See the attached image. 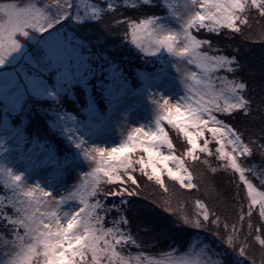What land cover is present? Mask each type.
Instances as JSON below:
<instances>
[{"label": "snow or ice", "instance_id": "snow-or-ice-1", "mask_svg": "<svg viewBox=\"0 0 264 264\" xmlns=\"http://www.w3.org/2000/svg\"><path fill=\"white\" fill-rule=\"evenodd\" d=\"M84 7L86 15H81L79 6L74 12L73 0H52L50 4L43 6H40L36 0H10L8 3H0V102H2L5 129L9 128L10 114L20 117L16 127L11 130L19 136V142H23L30 159H34L46 170V176L53 184L59 182L66 171L75 167L81 152L85 159L97 158L91 150H85V145L88 143L85 136L89 135L93 127H103L110 120L117 105L123 104L129 93L134 92L129 87L128 81L120 79V74L113 71L116 65L112 61L116 58L110 57L104 48L103 32L92 34L95 25L90 23L89 17L98 21L102 9L91 5V12L88 13L89 5L85 4ZM250 8L257 9L259 15L264 17V0H190L188 14L186 17H181L182 27L179 31L159 22L157 16H152L139 23L132 22V41L146 55H156L161 52L162 48H166L169 54L181 58L176 65L178 79L184 84L185 91L191 95L183 97L185 103L178 100L176 105H170L166 98L163 104L159 99H154L155 123L158 131L145 132L142 128H137L135 131L142 135L130 136L133 141L131 147L121 145L112 147L110 150L103 147L96 148L95 151L99 153L103 167L93 169L91 172L80 173L83 179L73 185L65 195H61L59 201H56V197L45 188L37 186L38 191L43 194L38 204L45 207L49 205V201L44 197L49 196H52V201L56 202L57 206L65 200L79 201L80 206L76 212L63 213L64 217H72L67 220V227L61 226V214L58 211L41 213L31 200L26 202L21 200L22 206L17 208V212L22 215H18L17 219H12L10 216L5 217L15 227V240L12 241V248L4 251L0 264H39L38 247L41 245L44 249V264H87V262H78L75 258L83 257L88 250H91L93 254V264H99L98 256L101 253H110L108 264H112V259L118 257L119 254L114 250L113 241L106 239V236L111 235L117 243L121 240H131L135 244L136 241L131 236H125L120 230L112 228L105 230L103 227H97L104 219L100 209L107 211L115 208L118 213L130 214V219L121 216V220L125 224L134 221L137 227L143 226L147 233H150L154 227L158 228L159 222L151 219L147 214V208L151 204L134 199L140 195V190L136 186V178L129 169L138 163L139 171L148 175L150 180L154 178L160 185L164 184L162 176L166 171L169 177L179 181L184 188L195 187L191 174L187 178L181 174L187 171L181 157L175 153L163 154L159 150L162 144H167L169 150L173 148L164 129L159 127L161 119L167 120L169 124L185 134L191 145L187 155L193 154L197 149L202 152L210 151L207 140L202 146L198 143V138L203 137L206 131H210L213 138L220 144L217 150L220 156L229 161L231 168L239 173V180L247 186V195L250 198L248 213L251 214L253 205H258L259 214L264 217V191L258 190L253 185L245 175V169L233 155L234 152L251 155V149L232 127L213 114V112L231 114L233 109L241 110L248 116H252L255 112L260 117V132L264 134V96L253 109L243 94L249 84L235 79L229 80L222 75L215 79L227 85L226 90L230 94V100L225 99L224 103L220 104L218 99L224 90L217 92L212 89L209 81L213 78L209 74L217 71L234 72L232 66L238 63L237 58L229 55L209 56L208 52H201V45L211 47V44L208 40L197 38L192 33V29L198 26L216 33L221 32L224 27L236 33H242L244 29L240 25L248 23L244 15ZM141 34L155 38L154 42L149 40L148 45L145 46V43L139 39ZM261 45V55H264V40H261ZM93 49L95 52L92 51ZM101 52L103 57L98 55ZM93 59L102 61L99 65V73L97 67L89 63ZM182 62L194 65L200 71H192L187 66L181 69L179 64ZM103 63L109 64L108 71L111 75L107 77L103 74L105 71ZM161 75L159 72H145L143 78L148 84L156 83L157 86H162L168 78L163 74V79L157 81V77ZM259 76L258 87L264 94V61H261ZM93 78L94 84L89 82ZM251 79L255 83V76ZM76 84L82 86L83 96H78L74 105L76 103L82 105V114L85 118L78 119L72 116L74 126L60 129V134L66 137L69 145L74 144V148L60 155L56 146L47 137L23 134L21 124L29 112L37 119L46 116V110L41 101L48 97L62 100L63 94L70 91L75 96L76 93L72 91V87ZM201 84L207 88L203 96L197 91V86ZM93 88L95 95L92 94ZM29 100H34L35 103L26 110L24 105ZM205 114L208 117L207 120L204 119ZM209 124L213 126L209 128ZM52 127H58V125L54 124ZM190 128L194 131H189ZM82 129L85 131L82 132ZM92 135L95 133L93 132ZM147 142H152V146H146ZM4 143L5 140L0 139V146ZM225 143L233 146L232 152L225 150ZM137 146L147 153V159L141 157L139 161H133L126 155ZM260 147L264 148V144ZM171 161L176 162L175 169L170 166ZM261 163H264V153H261ZM121 168L127 173L131 183L104 192L99 187V181L102 179L99 173L104 172L109 180L120 182L123 180L119 172ZM149 168L150 173L147 171ZM0 171L7 173L13 190L19 189L24 179L23 172L14 174V170L7 167H0ZM261 175H264V172ZM88 177L92 179L89 180ZM101 194L120 197V201L118 204L108 205L107 208L104 207L105 202L100 199L89 202L90 197H97ZM25 195L31 197L32 192L28 191ZM155 202L154 199L152 203L155 204ZM10 203L16 206L15 201H10ZM195 204L197 213L193 216L185 214L182 210L177 211L170 205H166L165 210L171 213L170 216L175 218L177 223L198 229H208L211 225L220 223V217L216 216L202 200L197 199ZM45 219H48L49 223L46 224ZM168 226L170 224L165 227ZM21 227L24 229L23 235L19 233ZM53 227L55 231H52ZM248 227L252 229L253 225L249 223ZM217 231L223 250L212 252L215 259L211 260L210 264H256L251 246H245L242 243L237 247L235 229L229 234L219 232V229ZM262 231H264V226H262ZM74 233L82 234L75 235ZM26 241L30 242L26 243ZM101 241H103V248L100 247ZM256 241L261 246V255L264 257V236L257 235ZM208 247L209 245H205L202 251H206ZM119 260L120 264H127L123 257H119ZM155 264H207V262L200 259L199 253L189 255L185 252L179 257L171 256L163 261H155Z\"/></svg>", "mask_w": 264, "mask_h": 264}, {"label": "trees", "instance_id": "trees-1", "mask_svg": "<svg viewBox=\"0 0 264 264\" xmlns=\"http://www.w3.org/2000/svg\"><path fill=\"white\" fill-rule=\"evenodd\" d=\"M93 1L100 6L102 13L99 15L98 21L90 20V23L95 25L92 29V34L103 32L104 48L108 51L110 57L116 58V60L112 61L116 65L113 71L120 74V79L127 80L129 87H134L139 85V81L136 82L138 79H132V76L137 75L139 71H144L142 73H160V70H158L161 64L160 60H157V63L139 60L135 58V51L130 46H128L129 48L123 47V49H119L117 45L123 44V39L130 30L131 21H140L145 17L155 15L164 10L155 5L149 7V9L135 8V3L130 5L128 0V5H125L126 0L124 4L122 0L114 1L118 3L117 5L111 4L110 1L112 2V0ZM153 1L157 0H152V3ZM36 2L43 6L50 4L52 0H36ZM108 4L111 7H108ZM73 7H75L74 0ZM244 19L248 23L240 25L244 29L242 33H236L226 27L222 28L221 32L216 33L199 26L192 29V33L197 38L210 42L211 47L209 45L200 46L201 51L208 52L209 56H236L238 63L232 66L234 72L217 71L216 77L223 75L229 80L235 79L248 83L249 87L244 90L243 94L251 107L255 109L256 105L261 102L262 96H264L258 87L260 80L259 69L261 61H264V55H261V40H264V17L259 15L257 9L250 8L245 13ZM92 51L95 52V49ZM98 55L103 57L102 52L98 53ZM89 63L97 67L99 73V65L102 61L93 59ZM103 68L105 69L103 73L105 77L111 75V72L108 71V63H103ZM213 75L215 74L213 73ZM252 76H255V83L251 79ZM106 82L108 81L106 80ZM90 83L94 84V80ZM72 91L76 95H72L71 91L63 94L61 104L57 107V110L68 117L76 116L78 119H84L82 105L80 103L74 105L77 97L83 96V88L81 85L76 84L73 85ZM92 94L95 95L94 88ZM48 100H50V97ZM28 103L30 106L35 102L33 103V100H29ZM28 108L25 109L27 110ZM44 108L46 116L39 119L33 116L31 112L28 113L27 118L21 124L23 134L41 138L47 137L56 146L58 154L63 155L64 152L69 151L74 145H69L66 137L60 134V129L52 127L48 123L47 119L51 113L45 105ZM54 113L58 112L55 111ZM213 114L232 127L241 136L243 142L249 145L251 155H242L239 152H234L233 155L236 156L237 162L245 169V175L253 185L258 190L264 191V184H262L264 175H261L264 172V163H261V153H264V148L260 147L261 144H264V134L260 132V117L255 112H253L252 116H248L237 109H233L231 114L219 112H213ZM3 117L4 113L0 108V123ZM19 121V116L10 114L9 123L11 127H16ZM189 131H194V129L190 128ZM164 132L172 142L173 148L171 151L181 157L185 169L192 176V183L195 187L191 189L184 188L179 181L169 177L166 171L162 176L164 184L160 185L154 178L150 180L148 175L141 173L138 163L134 164L129 171L136 178V186L140 190V195L134 197V199L151 204L147 208V214L151 219L158 221L160 226L152 228L151 232L147 233L143 226L137 227L134 221L125 224L121 220V216H124L125 219H130V214L125 212L118 213L115 208L107 211L100 209L99 211L102 212L104 219L97 227H103L105 230L108 228L120 230L125 236H131L136 241L135 244L131 240H121L117 243L111 235L106 236V239L113 241L114 250L119 254L118 257L112 259V264H120L119 257H123L127 264H155V261H163L171 256L179 257L185 252L196 254L201 249H204L205 245H209L206 251L211 254L209 255L211 258H214L212 256L213 251L223 250L218 229L219 232L225 234L233 233V229H235L237 247L242 243L245 246H251L256 258V264H264L261 246L256 241L257 235L264 236V231H262L264 217L260 216L258 205H253L251 214L248 213L250 198L247 195V186L239 180V173L231 168L229 161L220 156L217 151L220 148V144L213 138L211 132L206 131L203 137L198 138V143L201 146L205 140L208 141L210 151L202 152L197 149L191 155L186 154L191 145L182 131L166 123ZM163 146L168 148L167 144H163ZM224 147L228 152L233 151V146L230 144L225 143ZM126 155L133 161H139L141 157L147 159V153L139 146L126 153ZM147 171L150 173V168ZM119 172L123 177L122 181H111L105 173L99 181V187L104 192H107L109 189H118L125 186L126 183L130 184L131 181L128 180L124 169H119ZM95 199L104 201L105 208L113 203L118 204L120 201V197L101 194L97 197H90L89 202L91 203ZM129 199L133 198L129 197ZM154 199L156 201L155 204L152 203ZM197 199L202 200L216 216L220 217L219 224L211 225L208 229H198L183 223H177L175 218L170 216L171 213L165 210L166 205H170L177 211L182 210L185 214L193 216L197 213L195 204ZM3 212L13 215V206L11 204L5 205ZM213 219H215V216H213ZM249 223L253 225L252 229L248 227ZM169 224L170 226L165 227ZM11 232L12 229L9 232L4 231L2 238H9ZM100 247H104L103 241L100 242ZM199 254L200 258L206 259L205 255ZM109 257L110 253H102L98 260L101 263L106 262L108 264ZM75 259L78 262H91L93 261V254L91 250H88L83 257H76ZM206 262L210 264L209 261Z\"/></svg>", "mask_w": 264, "mask_h": 264}, {"label": "rangeland", "instance_id": "rangeland-1", "mask_svg": "<svg viewBox=\"0 0 264 264\" xmlns=\"http://www.w3.org/2000/svg\"><path fill=\"white\" fill-rule=\"evenodd\" d=\"M117 0L110 1L111 4L117 5V2H114ZM125 0H122V3L124 4ZM129 4L135 3V8H144L149 9V7H153V5L158 6V8L163 9L164 11L157 13L155 15H151L149 17H145L141 19L140 21H135L137 23L150 18L152 16H157L159 18V22L163 23L167 27L179 31L182 27L181 24V17H186L188 14V5L190 4V0H128ZM10 0H3L0 1V3H8ZM46 2V1H45ZM75 7L74 12L76 10V7L79 6V11L81 15H86L85 7L84 5H89L87 12H91V5L97 6L99 9L100 6L96 4L93 0H74ZM125 5L127 4V0L125 2ZM133 6V5H132ZM109 7V4H108ZM114 7V6H113ZM197 10L198 6H197ZM102 13V11L99 13V15ZM89 20H92L91 17H89ZM134 21V20H133ZM130 22V30L126 34V36L123 39L122 45H117V48L123 49V47L130 46L135 51V58L139 60H143L145 62H152L157 63V60H160L161 64L159 66L160 73L162 74L160 77H157V81H160L163 79V74L167 75V82L164 83L162 86H157L156 83L148 84V82L143 78L142 72L139 71L137 75L132 76V79H138L136 82L139 81L138 86H131L130 88L133 89L134 92L129 93L127 99L123 104H118L117 107L113 110L110 120L100 128H92V131L89 133V135L85 136V140L88 141V143L85 145V150H91L92 154L95 155L96 159H85L83 156V152L80 153V156H78L75 167L66 171L63 174L62 179L53 184L50 183L47 176H46V170L42 168L34 159H30L29 154L27 152V149L24 147L23 142H19L20 138L19 136L13 132L11 129L15 127H11L9 123V128L6 130L4 125V119L1 118L0 123V139L5 140V143L3 146H0V167H7L12 168L14 170V174H19L21 172L24 173V179L20 184L19 189L13 190L11 187V184L9 183V178L7 176V173L4 171H0V213H3V215H0V258H3V253L6 250H9L12 248V241L15 240V227L12 226L8 220L5 219L6 216L12 217V219H17L18 214L17 208L21 207V200H31L33 205L39 208V211L41 213L44 212H51V211H58L60 216V223L62 227H67V220L72 218L71 216L64 217V212H76V209L80 206L79 201L77 200H65L63 203L56 204V202L52 201V196L44 197L45 200L49 201V205L47 207L38 204V201L43 196L42 193L38 191V187L45 188L46 191L51 193L56 197V201H59V197L61 195H65L67 191L75 184L79 183L83 177L80 176V173H87L91 172L93 169L103 167V164L100 162V156L99 153L95 151L96 148L103 147L106 150H110L112 147H117L121 145H127L128 147H131L133 144V141L130 139L131 137H139L142 134L137 133L135 129L142 128L145 132L148 131H158V127L155 123L156 118V105L154 103V99H159L160 103L163 104L164 98L168 99V102L170 105H176L177 101L179 100L181 103H185L183 100V97L186 95H191L190 93L185 91L184 84L180 82L178 79V73L176 71V65L180 62L179 60L181 58L175 57L172 54H169L166 50V48H162L160 53H157L156 55H146L135 43L132 41V22ZM197 28V27H196ZM151 30V29H150ZM167 33H165L166 35ZM144 43L145 46L148 45L149 40H152L154 42L153 37H149L147 35L141 34L139 37ZM125 45V46H124ZM129 48V47H128ZM201 51V49H200ZM202 52V51H201ZM23 63V61L21 62ZM190 68L192 71H200L197 69L194 65H187V62H182L179 64V67L181 69H184L185 67ZM213 73L215 75H213ZM210 73L209 76L212 77L209 82L211 83L212 89H214L217 92H221L223 89L220 98L218 99V102L220 104L224 103L225 99L230 100V94L227 92V85L225 83H222L216 78V72ZM212 74V75H211ZM90 80L89 82H92ZM146 84H148L146 86ZM197 91L200 92V95H204L205 91H207V88L205 85L201 84L197 86ZM150 93L152 96L150 97ZM163 95V97L161 96ZM49 98V97H48ZM46 98L45 100L41 101L43 105L47 107V109L50 111L51 115L48 117V123L50 125H58V127H55L57 129L61 128H71L74 126V122L71 119V117H68L66 115L61 114L60 111L57 110V107L61 104V100H54L50 97V100ZM205 99H208L207 96H204ZM35 101L33 100V103ZM191 101H189L190 103ZM25 108L29 107L28 101L24 105ZM0 108L2 109V102H0ZM51 108V109H50ZM107 110V109H106ZM57 111L58 113H54ZM53 114V115H52ZM204 119H208L207 115H204ZM168 124L167 120L161 119V123L159 127H162L164 129V125ZM213 125L209 124V128H211ZM219 127V125H216ZM85 131L82 129V132ZM95 133V135H92V133ZM91 136V138H89ZM74 145V144H73ZM146 146H152V142H147ZM74 148V146H73ZM6 149V151H5ZM163 154H171L173 153L168 148H165L162 145H160L159 149ZM176 155V154H175ZM178 156V155H177ZM170 166H172L174 169L176 167V162L171 161ZM185 168V167H184ZM105 174L104 172L99 173V176L102 177V175ZM185 178L188 177L189 173L187 171H183L181 173ZM89 180H91V177H88ZM38 186V187H37ZM28 191L32 192L31 197H26V193ZM10 201H15L16 206L14 207ZM12 205L13 206V215L11 214H5L3 212V209L5 205ZM78 218V216H77ZM45 223H49L48 219H45ZM12 229V232L10 233L9 238H2L4 231H10ZM52 231H55V227H53ZM19 233L21 235L24 234V229L21 227L19 228ZM75 235H80L82 233H74ZM6 237V236H5ZM30 242V241H26ZM43 246L38 247L39 255V264H44L45 257L43 256ZM197 253H201L205 255L206 259L200 258L202 261H209L215 259L211 258L209 255H211L207 251H198ZM102 255L99 254L98 257ZM194 255V254H189ZM99 261V260H98ZM87 264H93V261L87 262ZM99 264H106L101 263L99 261Z\"/></svg>", "mask_w": 264, "mask_h": 264}]
</instances>
